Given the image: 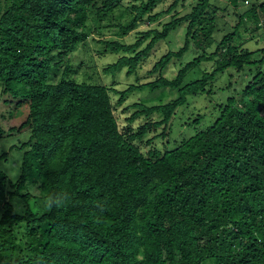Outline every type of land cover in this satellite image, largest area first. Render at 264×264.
Masks as SVG:
<instances>
[{
    "label": "trees",
    "instance_id": "obj_1",
    "mask_svg": "<svg viewBox=\"0 0 264 264\" xmlns=\"http://www.w3.org/2000/svg\"><path fill=\"white\" fill-rule=\"evenodd\" d=\"M162 2L0 0V264H264V0H173L157 11ZM118 8L131 14L115 24L123 36L158 22L135 43L98 39L99 57L117 56L106 75L135 76L124 89L79 79L84 62L73 60ZM203 62L212 69L187 81ZM231 68L252 73L241 93L203 129L173 137L179 109ZM162 88L178 94L126 104ZM196 115L187 127L201 124ZM16 132L28 138L11 147L22 152L13 179L1 142Z\"/></svg>",
    "mask_w": 264,
    "mask_h": 264
},
{
    "label": "rangeland",
    "instance_id": "obj_2",
    "mask_svg": "<svg viewBox=\"0 0 264 264\" xmlns=\"http://www.w3.org/2000/svg\"><path fill=\"white\" fill-rule=\"evenodd\" d=\"M173 0H168V3L162 2L160 6H158L157 11L164 10L169 3ZM256 1V0H254ZM179 11L182 13H186L189 10L182 9L180 6ZM170 16L161 17L160 21L168 19ZM228 23L235 24L237 18L235 16H229ZM131 21V14L127 12L125 9L118 8L110 13L108 18H105L101 23L100 31L96 34H92L87 41L86 47L82 48L81 51L76 52L73 55V60L76 64L84 62V66L81 69L79 79L88 78V80L93 81H106L107 83L118 82L117 87L119 89H124L127 87V82L134 81L135 76L127 74V68H125L122 72L118 73L114 77H110L106 75L104 72V68L113 62L117 56L111 53H106L104 57H99L98 54L103 51L101 44L98 42V39L102 37L105 38H113V39H122L125 40L127 43H135L137 38L140 36V32L147 30L149 27L155 26L158 24L157 21L149 22L148 20L142 22L138 25V27L128 33L127 35L123 36L119 27L115 26V24L123 23L127 24ZM223 20L220 21V25H223ZM224 28V26H222ZM228 28V27H227ZM225 32V30L223 31ZM259 33H248L250 36H256ZM171 40V41H170ZM170 45L172 48H179L183 45L185 41V30L184 26L178 29L176 32L173 33L170 39ZM147 43H145L142 47H145ZM169 48L168 44H165V41L158 44L150 53L147 59L143 62V68L140 70V76H146L147 72L153 67L155 61ZM254 48V46H252ZM90 50V51H88ZM88 51V52H87ZM191 53L188 54L186 57H190ZM187 61V59H184ZM179 61H175L176 65H178ZM95 64V66L93 65ZM173 62L168 66L166 70V74L174 77L177 72L178 68L175 67ZM213 67V62H203L200 66L191 70L186 80L190 81L193 79L200 78L204 71H210ZM256 70V66L254 65ZM150 77H153L150 75ZM252 78V73L249 72L248 69L242 72H236L234 69L226 70L225 72L219 73L212 84L209 86L212 92L208 94H203L200 96H192L190 97V102L181 107L177 114V126L175 127V131L173 137L183 138L187 135L192 134L195 129L204 128L206 125H209L213 120L216 114V108L218 104L226 102L229 97L238 96L242 89L249 83ZM178 93L175 90H171L170 88L166 89H159L156 91H146L141 94H134L130 96L129 100L127 101V105L132 104L136 100L141 98L147 99L148 104H157L163 102H167L170 99L174 98ZM191 104V106H190ZM125 105H123L124 107ZM123 107L121 108L123 110ZM202 114L203 120L200 125L190 126L187 127V123L196 117V114ZM123 115V116H122ZM121 117H124V113H121ZM28 138V133H14L11 137L4 139L1 142V147L10 152L8 159L4 162V169L9 174L11 178H15L18 176L19 173V164L20 159L22 157V152L17 151L14 149L11 151V147L15 144L21 143Z\"/></svg>",
    "mask_w": 264,
    "mask_h": 264
}]
</instances>
